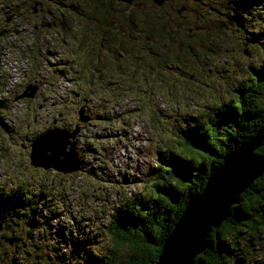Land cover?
Returning <instances> with one entry per match:
<instances>
[{
  "label": "rangeland",
  "instance_id": "rangeland-1",
  "mask_svg": "<svg viewBox=\"0 0 264 264\" xmlns=\"http://www.w3.org/2000/svg\"><path fill=\"white\" fill-rule=\"evenodd\" d=\"M4 1L8 0H0V81L6 84V90L0 94V109H6V119L5 116L0 115V190L4 192L6 188L9 190L15 188L24 193L23 196L19 193L21 198H18V209L22 215V220H18L19 224H14L16 233H13V236H16L13 241L16 243L23 242L24 244L20 243L19 246L26 254L21 256L17 254L20 261L18 264H83L82 261L89 264V262L91 263L92 260L100 256L98 250H102L106 244L105 236H100L105 233L103 225L106 224L104 221L108 216L106 210L114 209L119 204L117 199L120 194L119 191L122 189L113 187L109 184V180L117 182L120 180V176L125 173L129 177L137 175V179H139L141 175L143 176L148 171L150 166L157 165L159 169L162 168V165L155 160L152 154L147 155L149 143L147 130L151 131L147 123L148 120L142 116L144 110H148L146 112L148 117L158 122L159 114L162 112L168 114V102H173V98H177L178 95L185 97L187 93H196L194 95L198 98L209 100L215 95H219L220 92H224L222 99L229 100L231 89L240 79H248L254 75L253 71L250 73V70L264 61L262 59L264 49L261 48L264 46V20L258 16L259 13L264 15V10L261 9L264 6V0H257V9L256 7L252 8L254 15L250 17L251 22L247 21L252 30L249 32L246 30L244 32L232 30V37L223 46L224 49L221 54H214L213 64L217 68L209 64L212 74H209L208 77L206 74L210 72L205 68L203 71H191L194 73L190 74L191 78L187 76V73L177 74L173 72L172 76L182 78L180 84L183 83L180 86V92H178L176 82L171 81V76L162 77L169 72H157L154 76L149 75L142 83L137 78V82L150 93L153 99L149 97L151 100L147 99L150 101H145L146 99H143L141 90L137 87L138 84L136 86L135 81L134 86L136 89L133 97H126V100L123 96H120L118 106L111 102L100 104L93 102L92 96L98 99L103 96V93L105 94V100L114 98L113 93L114 90L116 91L115 79L107 81L108 85H103L102 80L105 81L111 68L110 62L106 61L97 63L98 69L96 74L94 73V79H90L89 69L94 70L92 64H90L91 53L94 49L93 45L96 44L94 34L97 32L99 35L100 32L96 29L94 20L85 18L83 9L77 6L76 0H65L64 2L77 7L78 12L82 15L81 17L66 14V24L70 22L67 25L68 35L60 31L59 15L54 14V17L51 15L49 18L46 17L45 11L49 7L47 2L50 0H20L22 4L19 3L17 7L11 4L13 14L3 5ZM91 1L104 3L105 7L103 6V8L108 10L107 12H113L112 15L115 17L123 16V14H126L125 16L129 18L132 17L130 20L129 18L124 19L122 30L128 29L133 37L139 39V43L145 39L140 38L141 35H144L140 33V29H143L144 14L150 13H146L148 12L147 8H143V11H141L136 5L146 6L142 4L143 0H132L131 3L120 0H110L112 3L104 0ZM149 1L158 9L163 7L172 14H176V9L179 10L178 14L185 20L180 22L183 27H192L190 23L195 21L202 22L198 21V14L196 16L195 12H191L192 10L187 11L190 6L193 10L196 7L198 12H203L208 9L209 5L215 3L213 0H202L201 2L197 0H166L157 5L153 0ZM233 2L234 0H231V6L228 5L232 12L225 5L223 7L230 16L237 17L239 22H234L235 25L237 23L243 24L245 17L243 18L237 12L239 10H234ZM249 4L251 3L242 5V10ZM65 8L71 10L68 7ZM135 8L137 9L135 10ZM134 12L136 13L135 16ZM176 21L179 23L180 19L177 18ZM60 24L62 25L63 22L61 21ZM87 25L93 27V31L88 29ZM43 26L46 29L40 30ZM232 28L234 27L232 26ZM255 34L257 39L253 41L255 38L253 35ZM177 44L178 41L174 42L173 40L164 43L156 41L150 48L153 55L149 53L147 55L152 56L154 59L156 56L159 57V52L168 51L171 46L173 49L177 48ZM95 48L98 50L99 46L95 45ZM74 49L76 51L73 53ZM79 64L89 68L85 71L84 77L88 76L87 81H92L93 87L90 89V94L88 90H81L82 93L79 90V83L82 86L86 83L79 78ZM164 67L165 65L159 63L158 71ZM153 71L156 72V70ZM193 78H195L194 83H189L193 81ZM119 79L122 84L124 79L122 80L121 75ZM223 81L228 84L226 90L224 86H220ZM100 83L102 86L98 87L97 84L100 85ZM34 84L39 85L36 91L35 89L29 92L25 90L28 85L34 86ZM123 90L127 92L126 89ZM30 92H35L36 95L30 97ZM80 93L86 94V96H81ZM121 93L123 94L122 89ZM19 95L23 99L16 100ZM83 97H85L86 102H89L88 105L82 102L81 98ZM129 103L134 106H130ZM90 105L93 106L92 108L96 110L98 115L89 122L90 119L87 117L91 118L89 116L91 112L86 107ZM83 107L85 108L84 113H79L78 110L80 111V108ZM133 107L142 117L139 119L132 118V116H135ZM100 108H102V111L99 110ZM214 111L205 109L200 111V119L206 121L211 113L214 114ZM125 117L126 122H124ZM168 117H162L165 126L168 123ZM83 118H85V121H81ZM164 118L167 119L164 121ZM178 120L182 123L185 122V126L188 128L193 125L192 123L190 125L187 122L188 120ZM75 126L80 128L79 132L73 140H69V144L76 142L75 148L82 162L81 169L79 167L75 172L62 174L53 171V169L46 171L30 165L29 153L35 143L31 144V142L41 138L42 133L48 127L66 128L73 131ZM40 133L42 134L41 137ZM258 134L253 138L260 140L261 145H264V137L261 132H258ZM149 138L152 139V136L150 135ZM229 140L232 141L233 149L225 157L234 154L242 146H238L231 137H228ZM248 143L250 142L244 144ZM215 144L218 146V141ZM222 147H225V145ZM68 150L69 147L65 152H68ZM256 150L257 148L253 150L252 154L255 155ZM74 154H76L75 149ZM156 155L159 156V154ZM254 155L253 158L260 159L254 157ZM223 158L222 162L219 161L215 164L214 167H218L212 169L208 177L201 172V176H204V187L196 197H200L207 190L209 182L214 183L215 187L220 186L219 189H221L228 177L238 188V177L227 172L228 170L216 174V171L226 169ZM209 159L211 160V158ZM77 161L79 162L80 159H77ZM93 173L97 174L93 176ZM263 173L264 171L261 176ZM101 175L104 176L103 179ZM42 184L45 185L40 188ZM93 184L97 187L92 189ZM146 185L149 187L148 192L151 191L153 183L149 182ZM128 186H131V188L129 187L131 190L128 189L129 195L133 188L136 189L135 192L141 191V185L129 184ZM50 188L55 189V191H49ZM110 188H115V190ZM90 193L98 195L102 201H97V196L91 204ZM124 194H126L125 191ZM32 195H39L43 200L41 201L42 198L38 197V204H35L33 211L29 212L25 209L24 202ZM112 197H115L116 201ZM108 199L112 201V204H109L111 201L107 202ZM191 200H194V198ZM45 201L50 202L53 207L43 206ZM101 210L105 211L104 214ZM27 212L32 216L33 223L28 222L27 218H30V216H27ZM89 216L94 217V220H90L92 218H89ZM17 217L18 215L15 218L16 220ZM44 219L49 220L48 224L44 222ZM1 228L0 244L3 248L0 249V257H3V250L11 252L12 248L8 246V238L11 236L10 229L1 230ZM218 228H212L208 233L205 239L208 246L204 251L210 246L212 237L215 236V231ZM29 233L31 235L26 242L23 238H26ZM161 252L162 247L160 254ZM10 256L11 254L8 255V257ZM257 257H264V250L260 251ZM4 258L9 260L7 257Z\"/></svg>",
  "mask_w": 264,
  "mask_h": 264
},
{
  "label": "trees",
  "instance_id": "trees-1",
  "mask_svg": "<svg viewBox=\"0 0 264 264\" xmlns=\"http://www.w3.org/2000/svg\"><path fill=\"white\" fill-rule=\"evenodd\" d=\"M104 1L112 3L110 0ZM197 1L201 2L202 0ZM213 1L215 3L209 5L208 9L203 12H198L196 7L193 10L190 6L191 9L189 8L187 11L192 10L191 12H195L196 16L198 14V21L202 22L198 23L195 21L190 23L192 27H183L180 22L185 20L178 14L179 10L176 9V14H172L168 9L163 7L158 9L149 0H143L142 4L146 6L142 5L140 7L138 4L136 5L141 11H143V8H147L148 12L146 13L150 14H144L143 16L144 24L142 25L143 29H140V33L144 35H141L140 38L145 39L139 43V39L133 37L128 29L122 30L124 19L129 18L125 16L126 14L115 17L112 15L113 12H107L108 10L103 8V6L105 7L104 3L99 1L92 2L91 0H76L75 3L79 8L83 9L85 18L94 20L96 29L100 32L99 35L94 32L95 45L99 46L97 50L95 45H93L94 49L91 53L90 64H92L94 70L79 64V78L88 85L82 86L79 83L80 92L82 93L81 90H88L90 94L93 84L92 81H87L88 76L84 77V73L89 69L90 79L93 80L94 73L96 74L98 69L97 63H102L103 61L110 62L111 65L110 74L105 78V81L102 80L103 85L106 86L108 85L107 81L115 79L114 86L116 91L114 90L113 93L114 98L108 100H105L104 93L98 99L92 96L93 102L97 104L111 102L117 106L120 104L118 100L120 96L125 99L126 97H133L136 89L134 86L135 81L136 86L138 84L137 87L141 90L143 99L150 101L152 98L150 93L140 84L149 75L154 76L157 72H169L162 77L171 76V81L176 82L178 92H180V86L183 83L180 84L182 78L172 76L173 72L177 74L187 73V76L191 78L190 74H194L191 72L193 70L203 71L205 68L210 72L209 64L217 68L213 64L214 54H221L224 49L223 46L232 37L231 31L234 30L236 32V30H239L244 32L246 30L249 32L252 30L247 21L251 22L250 17L254 15L252 8L256 7L257 9L258 1L234 0V10H239L237 12L243 18L245 17L243 24L237 23L236 25L234 22H239L237 17L230 16L223 7L225 5L231 11V0ZM64 2L65 0L48 1L49 7L45 12L47 18L54 17V14L56 16L59 15L60 31L68 35L67 25L70 22L66 24V14L81 17L82 15L78 12L77 7ZM249 2L251 4L242 10L241 6ZM19 3L22 4V1L8 0L4 1L3 5L11 12V4L17 7ZM65 7L71 10H67ZM261 9L264 10V6ZM11 13L13 14V12ZM133 14L134 16L136 15L135 12ZM258 16L264 20L262 13H259ZM177 18L180 19L179 23L176 21ZM61 21L63 22L62 25L60 24ZM44 27H41L40 30L46 29ZM87 28L93 31V27H88L87 25ZM253 36L255 37L253 41H256L257 35ZM258 39L260 38L258 37ZM169 40L178 41L176 45L178 47L173 49L171 46L168 51L159 52V57L156 56L154 59L152 56L147 55L148 53L152 54L150 48L156 41L164 43ZM237 44L241 45L238 42ZM261 48L264 49V46ZM75 51L76 49L72 52L74 53ZM262 56V59H264V54ZM75 57L77 59L76 54ZM159 63L160 65H165L160 71H158ZM153 70H156V72ZM251 71H253L254 75L248 79H240L231 89L229 100L222 99L224 92H220L219 95H215L209 100L198 98L194 95L196 93H187L185 97L178 95L177 98H173V102H168L169 113L165 114L162 112L159 114L158 122L148 117V113H146L148 110H144L142 116L148 120L147 123L151 131L147 130L149 140L147 155L152 154L155 160L162 165V168L159 169L157 165L150 166L148 171L143 176L141 175L139 179H137V176H134L135 178L123 176V180L120 179L117 182L109 180V184L122 190H120L121 192L117 199L118 206L114 209L106 210L109 217L107 216L104 221L106 223L103 225L105 233L100 235L105 236L106 244L102 250H98L100 256L92 260V264H156L161 247L172 232L186 204L203 190L204 176H201V172L208 177L212 169L218 167H214L215 164L219 161L222 162V158L232 151V141H228V137H231L238 146L252 139L254 140L253 136L259 135L258 132H261L264 137V61L251 69L250 73ZM209 74L212 73H207L206 76L208 77ZM120 75L122 80L124 79L122 84L119 81ZM137 78L141 81L140 83L137 82ZM194 80L195 78L189 83H194ZM5 86L6 84L0 81V94L6 90ZM97 86L100 87L102 84H97ZM220 86H224L226 90L228 84L223 81ZM123 89H126L127 92ZM81 93V96H86V94ZM170 94L172 95L171 91ZM81 99L85 104H89V102L85 101V97ZM129 105L133 104L129 103ZM220 105L221 107H219ZM92 107L90 105L86 108L92 113L89 116L96 118L98 113ZM133 108L135 116H132V118L139 119L142 117L136 108ZM204 109L208 111L215 110L214 114L211 113L206 121L205 119H200L201 115L199 114ZM5 110L0 109V115L5 116L6 119ZM99 110L102 111V108ZM164 116H169L166 126L163 125L162 117ZM129 118L131 117L129 116ZM165 119L167 118H164V121ZM178 119L188 120L187 122L193 125L188 128L185 126V122L182 123ZM124 122H126L125 118ZM150 135L152 139L149 138ZM216 141H218V146L215 144ZM223 145L225 147H222ZM261 146L256 150L255 155L253 154L254 157H264V145ZM156 154H159V156ZM89 174L91 173L89 172ZM149 182H152L153 185L152 190L148 192L147 189L149 187L146 184ZM129 184L141 185V191L135 192V188H133L129 195ZM96 187L97 185L93 184L91 188ZM110 189L115 190V188ZM48 190L55 191V189L52 190L51 188ZM124 191L126 194H124ZM3 193V195H0V227H2L1 230L10 229H8L11 234L8 238V246H11L12 251L6 252L5 249L3 250L0 264H18L20 261L17 258V254L20 256L25 254L19 245L24 243L14 242L13 240L16 239V236H13V233H16L14 224L16 223L17 225L19 224L18 220H22V215L18 209V198L20 197L19 193L22 195L24 193L15 188L13 190L6 188ZM97 196L90 193L91 204ZM113 198L116 201V198ZM97 201H102L99 196ZM110 201L109 199L107 200L108 203ZM35 202L34 199L28 201L25 199L24 207L29 209L28 206H30L33 210ZM109 204H112V201ZM104 212L102 211L103 214ZM89 218L94 220V217L89 216ZM44 222L48 224L49 220L44 219ZM30 235L31 233L23 239L25 241L28 240ZM2 248L3 246L0 244V249ZM263 250L264 173L239 196L237 203L230 208L227 219L215 231V236L213 235L210 246L195 258L194 264H264V257H257V254ZM10 254L11 256L8 257ZM82 262L85 264L84 261ZM91 263L89 262V264Z\"/></svg>",
  "mask_w": 264,
  "mask_h": 264
},
{
  "label": "water",
  "instance_id": "water-1",
  "mask_svg": "<svg viewBox=\"0 0 264 264\" xmlns=\"http://www.w3.org/2000/svg\"><path fill=\"white\" fill-rule=\"evenodd\" d=\"M123 2L131 3L132 0H120ZM157 5L163 3L166 0H153ZM33 89H31L32 91ZM34 93L31 92L30 97H33ZM79 113H84L83 108H80ZM89 118V117H87ZM78 127V126H77ZM75 130L70 132L63 129L52 128L43 134L41 138L33 144V151L36 156L31 157L34 162V168H44L46 171L53 169L55 172L63 170L62 174L71 173L78 170L79 162L78 157L74 155V142L69 144V140H73L79 132ZM52 136V142L54 148L57 146V150L54 148L50 150L48 145L44 143L45 140ZM43 142V143H42ZM250 143L244 144L234 154L223 158L226 169L216 171L219 172H230L231 174L238 177L239 184L238 188L234 185L233 181L227 179L223 183L221 189L220 186L215 187L214 183H208L207 190L203 192L200 197L194 198L187 203L184 212L181 215L178 223L172 230L169 238L165 241L162 246V252L158 258L156 264H193L194 258L198 256L208 246L205 239L212 228H217L220 224L226 220L229 215L230 207L237 203V199L240 194L248 188L258 177L261 176L264 171V159L253 158V150L258 149L261 146V142L258 139H252ZM70 155L73 154L69 159V162H73L74 167L72 170L65 172L64 166L62 167V159L60 153L64 150ZM58 151V152H56ZM49 152H55L56 155L52 159H45ZM73 158V159H72ZM76 160H75V159ZM40 159V160H35ZM72 159V160H71ZM235 161V162H234ZM219 170V169H218Z\"/></svg>",
  "mask_w": 264,
  "mask_h": 264
},
{
  "label": "bare ground",
  "instance_id": "bare-ground-1",
  "mask_svg": "<svg viewBox=\"0 0 264 264\" xmlns=\"http://www.w3.org/2000/svg\"><path fill=\"white\" fill-rule=\"evenodd\" d=\"M128 5V4H127ZM74 76V75H73ZM54 77V76H53ZM63 79V78H62ZM83 83V82H82ZM86 84V83H85ZM84 84V85H85ZM39 87V85H37V84H34V86L33 85H28L26 88H25V90L26 91H30L31 89H35V91H36V89ZM85 91V90H84ZM27 93V92H26ZM31 93V92H30ZM36 95V94H35ZM68 96V95H67ZM21 99H23L22 97H21V95H19L17 98H16V100H21ZM73 100V99H72ZM44 101V100H43ZM74 102V101H73ZM80 102V101H79ZM78 104V103H77ZM56 108V107H55ZM84 110V109H83ZM131 114V113H130ZM62 115V114H61ZM128 115V114H127ZM126 115V116H127ZM81 116V115H80ZM125 116V115H124ZM88 119H90L89 120V122L91 121V119L92 118H88ZM87 119V120H88ZM125 119H126V117H125ZM127 120V119H126ZM78 121H79V118H78ZM81 121H85V118H83ZM92 121H94V120H92ZM113 123V122H112ZM112 127V126H111ZM60 128V127H59ZM71 128V127H70ZM63 129H65V130H67V131H70L71 133L72 132H74L75 130H77L78 129V127L77 126H75L74 127V129L73 128H71V129H73V131L72 130H70V129H66V128H63ZM82 133H84V132H82ZM81 135V134H80ZM40 136H42V134L40 135ZM79 137V136H78ZM80 138V137H79ZM52 139H53V137L52 136H49V138L47 139V140H45L44 141V143H46L47 145H48V148H50V150H52L53 148H54V144H53V142H52ZM39 140V139H38ZM38 140H33L32 142H31V144L32 143H34V144H36V142L38 141ZM78 140V139H77ZM81 140V139H80ZM43 143V142H42ZM85 143V142H84ZM37 145V144H36ZM25 146V145H24ZM38 146V145H37ZM26 147V146H25ZM55 150H57L58 148H57V146L54 148ZM76 150V154H74L75 156L77 155V157H78V159H80V161H79V167H80V169H81V165H82V162H81V158H80V156H79V154H78V152H77V149L75 148V144H74V147H73V150ZM25 150V149H24ZM56 152H58V151H56ZM49 155H46L45 156V159H52V158H54V156L56 155L55 154V152H49L48 153ZM60 154H62V155H60V157H62V159H67L68 160V162L67 161H64V160H62L61 162H62V167L64 166V168H65V172H67V171H70V170H72V168L74 167V165H73V162H69V159L73 156L74 157V155L73 154H69V153H67V152H65V150L62 152V153H60ZM30 156H32V157H35L36 156V154H35V152L33 151V145H32V147H31V151H30V153H29V160H30V162H34V159H31V157ZM56 157H58L57 155H56ZM76 157V158H77ZM35 160H40V159H35ZM105 164V163H104ZM32 166H33V164H31ZM34 167V166H33ZM79 167H78V169H79ZM38 169H39V166H38ZM41 169H43V170H45L44 168H41ZM61 171L63 172V170L61 169ZM61 171H59V173H62ZM97 173H93L92 175H96ZM135 176V175H134ZM137 176V175H136ZM103 177L104 176H102L101 175V178L103 179ZM138 177V176H137ZM120 179L121 180H123V176H120ZM34 180V179H33ZM130 187V186H129ZM40 188H43V186H40ZM37 189V188H36ZM136 190V189H135ZM148 191V190H147ZM38 192V191H37ZM119 192H121V191H119ZM4 193H3V191L2 190H0V195H3ZM145 194V193H144ZM27 195H29V194H27ZM23 196V195H22ZM38 197L39 198H42L41 196H39V195H37V196H34V195H32L29 199L27 198L26 200L28 201V200H32V199H34V201H36L35 202V204L37 205L38 204ZM125 197V196H124ZM130 197V196H129ZM127 198V197H126ZM195 198V197H194ZM79 199V198H78ZM43 200V198L41 199V201ZM126 200V199H125ZM52 202V201H51ZM125 202V201H124ZM48 204H50L49 206H47ZM44 205H46V207H50L51 206V203L50 202H44V204H43V206ZM51 207H53V206H51ZM28 208L29 209H27L29 212H32L33 210L30 208V206H28ZM66 208V207H65ZM26 209V208H25ZM102 211V210H101ZM112 211V210H111ZM29 212H27V216L29 215L30 216V218H27L29 221L28 222H30V223H33L34 221H33V218H32V216L29 214ZM184 212V211H183ZM100 214V213H99ZM183 214V213H182ZM229 216V215H228ZM109 217V216H108ZM114 219V218H113ZM180 219V218H179ZM1 223V222H0ZM35 224H37V223H35ZM174 228V227H173ZM93 230V229H92ZM171 234V233H170ZM170 234H169V236H170ZM169 236L167 237V239L169 238Z\"/></svg>",
  "mask_w": 264,
  "mask_h": 264
},
{
  "label": "clouds",
  "instance_id": "clouds-1",
  "mask_svg": "<svg viewBox=\"0 0 264 264\" xmlns=\"http://www.w3.org/2000/svg\"><path fill=\"white\" fill-rule=\"evenodd\" d=\"M34 95H35V92H34ZM52 128H54V127H52ZM52 128H51V129H52ZM47 131H48V130H47ZM44 133H45V132H44ZM44 133H43V134H44Z\"/></svg>",
  "mask_w": 264,
  "mask_h": 264
}]
</instances>
